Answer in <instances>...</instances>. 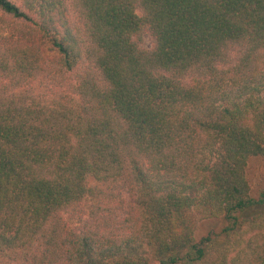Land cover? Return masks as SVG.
<instances>
[{"label":"trees","instance_id":"obj_1","mask_svg":"<svg viewBox=\"0 0 264 264\" xmlns=\"http://www.w3.org/2000/svg\"><path fill=\"white\" fill-rule=\"evenodd\" d=\"M263 154L264 0H0V264H264Z\"/></svg>","mask_w":264,"mask_h":264},{"label":"rangeland","instance_id":"obj_2","mask_svg":"<svg viewBox=\"0 0 264 264\" xmlns=\"http://www.w3.org/2000/svg\"><path fill=\"white\" fill-rule=\"evenodd\" d=\"M10 1L18 3V0ZM140 46L143 48L149 47L148 40L143 38ZM245 175L249 184V193L253 198H256L258 191L264 189V154L248 160ZM223 224L224 221L222 219L214 218L198 221L195 225L193 235L198 239L207 234H213L218 232Z\"/></svg>","mask_w":264,"mask_h":264}]
</instances>
